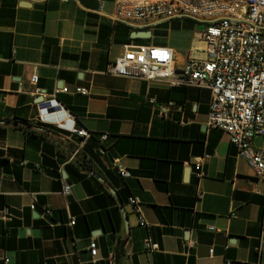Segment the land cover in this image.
Returning a JSON list of instances; mask_svg holds the SVG:
<instances>
[{
	"label": "crops",
	"instance_id": "0c3cea01",
	"mask_svg": "<svg viewBox=\"0 0 264 264\" xmlns=\"http://www.w3.org/2000/svg\"><path fill=\"white\" fill-rule=\"evenodd\" d=\"M100 1L0 0V264H116L120 243L119 264H264V182L226 133L208 129L210 90L107 73L130 45L169 47L182 68L193 46L205 45L204 27L191 19L115 24ZM113 10L107 0L105 12ZM138 30L151 35L135 38ZM51 95L91 138L39 122ZM254 143L264 148L263 138ZM205 154L199 182L193 161ZM147 237L159 251L145 250Z\"/></svg>",
	"mask_w": 264,
	"mask_h": 264
},
{
	"label": "built area",
	"instance_id": "2783aa9c",
	"mask_svg": "<svg viewBox=\"0 0 264 264\" xmlns=\"http://www.w3.org/2000/svg\"><path fill=\"white\" fill-rule=\"evenodd\" d=\"M114 10L105 12L107 0L100 1L99 13L113 23L131 27L152 22L174 19H191L204 27L206 59H189L182 68H177L173 49L163 46L124 47V51L107 73L133 80L163 81L171 87L203 86L210 90L211 100L207 127L229 136L236 150V157L244 160L254 176L264 182V148L255 146L256 138L264 139V0H112ZM31 82L36 85L38 76ZM36 92L40 93L37 89ZM63 92H68L64 89ZM75 93L89 95L86 88H77ZM60 114L64 121L58 123ZM39 122L67 132L84 143L91 138L86 130L78 126L76 117L61 105L55 95L42 103ZM70 124V125H68ZM107 135L100 137L101 141ZM102 154L105 153L100 148ZM208 154L194 159L195 176L200 182L204 178L203 167ZM120 175L131 178L130 171L120 168ZM71 186L63 189L69 195ZM134 212L140 214V200L128 199ZM36 208L35 203L32 209ZM46 218L52 211L45 208ZM5 219H8L6 216ZM141 226H146L140 217ZM75 225V220L69 223ZM215 231V228H209ZM147 252L160 250L159 244L149 237L143 240ZM192 248L193 244L189 243ZM92 258L98 256L95 240L89 244ZM264 250V232L260 237L259 254ZM211 255L213 250L210 251ZM5 264L9 259L4 260Z\"/></svg>",
	"mask_w": 264,
	"mask_h": 264
},
{
	"label": "trees",
	"instance_id": "16d2710c",
	"mask_svg": "<svg viewBox=\"0 0 264 264\" xmlns=\"http://www.w3.org/2000/svg\"><path fill=\"white\" fill-rule=\"evenodd\" d=\"M17 129L21 130V131H24L26 133L34 132V131H32L31 126H29L27 124L19 125V126H17ZM101 149H103L105 151L104 154H106V149L104 147H101ZM100 154H102V153L100 152ZM123 254H124L123 243H120V245L117 248V253H116V262H115L116 264H119V261H120V259H121Z\"/></svg>",
	"mask_w": 264,
	"mask_h": 264
},
{
	"label": "water",
	"instance_id": "95a60500",
	"mask_svg": "<svg viewBox=\"0 0 264 264\" xmlns=\"http://www.w3.org/2000/svg\"><path fill=\"white\" fill-rule=\"evenodd\" d=\"M133 35H134L135 38H146V37H150L151 33H150L149 31L138 30V31H135V32L133 33ZM96 176H97V175H96ZM97 177L99 178V176H97ZM114 195L116 196V198H117V200H118V203H119V205H120V208H121V210H122V213H123V215H124V217H125V221H126V223H128V219L126 218L127 213H126V210H125V208H124V206H123V204H122V201L120 200V198L118 197L117 194H114Z\"/></svg>",
	"mask_w": 264,
	"mask_h": 264
},
{
	"label": "rangeland",
	"instance_id": "374dc122",
	"mask_svg": "<svg viewBox=\"0 0 264 264\" xmlns=\"http://www.w3.org/2000/svg\"><path fill=\"white\" fill-rule=\"evenodd\" d=\"M204 47V49L206 48V45H203V44H195L194 46H193V54H192V58L193 59H198V60H203V59H206V57H205V54L204 53H202V50L199 52L198 50H199V48H203Z\"/></svg>",
	"mask_w": 264,
	"mask_h": 264
}]
</instances>
